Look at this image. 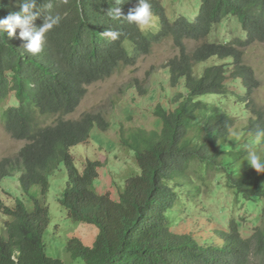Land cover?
<instances>
[{
	"label": "trees",
	"instance_id": "trees-1",
	"mask_svg": "<svg viewBox=\"0 0 264 264\" xmlns=\"http://www.w3.org/2000/svg\"><path fill=\"white\" fill-rule=\"evenodd\" d=\"M198 1V14L190 22L183 16L170 21L161 1L150 0L158 30L141 32L135 25L106 15L116 0H52L51 14H59L62 20L47 34V44L36 56L26 52L27 41L19 39V29L11 38L6 32L0 34V106H6L0 120L11 138L26 142L16 158L0 160V185L19 173L25 194L37 186L45 196L49 177L64 165L67 181L59 204L70 220L99 229L91 247L76 238L66 243L72 259L80 258L84 264L264 261V173L257 174L246 161L254 134L264 130V113L248 101L258 81L243 59L246 47L264 43V0ZM21 2L0 0V19L19 12ZM47 2L37 0L40 15L33 22L35 27L50 14L42 8ZM137 4L138 0H121L116 6L126 16ZM232 19L239 23L241 36L210 42L217 28ZM108 29L124 35L112 41L102 36ZM167 38L178 50L164 67L168 85L171 89L182 86L184 93L173 96V108L155 107V131L122 141L134 151L140 174L125 181L115 201L109 193L99 195L93 189L102 163L87 159L79 171L71 152L77 145H88L92 131L104 132L108 124L97 114L85 113L77 120L65 117L79 106L86 86L108 78L119 67L132 65L137 56L149 54L153 45ZM186 41L196 47L188 51ZM213 58L226 62L195 74L196 65ZM139 93L145 95L143 90ZM206 97L222 100L208 103ZM228 97L249 114L240 139L232 134L234 111L221 105ZM11 99L12 105H7ZM48 120L52 122L47 124ZM257 151L264 157V145L257 146ZM192 165L204 171L198 176L201 180L210 173L219 174L238 208L225 229L212 228L209 238L201 242L194 238L196 231H174L170 219ZM30 201L32 209L28 210L20 200L8 207L0 199V213L7 217L0 234V264H63L45 252L47 206L36 198L30 197ZM246 204L254 211L244 208ZM244 225L249 228L247 235Z\"/></svg>",
	"mask_w": 264,
	"mask_h": 264
},
{
	"label": "rangeland",
	"instance_id": "rangeland-1",
	"mask_svg": "<svg viewBox=\"0 0 264 264\" xmlns=\"http://www.w3.org/2000/svg\"><path fill=\"white\" fill-rule=\"evenodd\" d=\"M161 3L170 21L183 16L191 22L198 14V0H161ZM233 20L219 26L209 38L210 42L221 41L224 36L229 39L241 36L239 23ZM158 26L156 19L155 26L151 28L152 32H156ZM186 46L188 51H192L196 44L186 41ZM177 54L178 50L170 39L161 40L151 48L149 54L137 56L132 65L119 67L108 78L86 86V94L79 106L74 113L65 117L68 120H77L85 113L97 114L109 126L104 132L95 128L88 145H77L71 149L79 171L87 159L102 163V167L98 169V178L93 184L97 194L109 193L112 200L118 201L125 181L140 174L134 151L124 147L122 141L132 139L137 133L141 135L142 132L155 131V107L160 104L167 109L173 108V96L178 92L184 93L182 86L174 89L169 87L167 69L164 68L167 61ZM243 56L245 64L252 68L258 81V87L252 91L248 101L251 99V103L264 113V43H254L246 47ZM225 62L213 58L196 65L194 72L199 75L206 67ZM140 90L145 91L144 96L140 95ZM238 91L243 95V91ZM204 100L208 103H220L222 99L206 97ZM13 101L11 99L7 105H12ZM2 105L0 114L6 107ZM221 105L228 111H234L235 127L232 133H240L241 138L249 114L243 111V106L229 97ZM51 122L48 120L47 124ZM24 144L26 142L11 138L0 120V160L16 158ZM258 153L262 156L260 151ZM190 168V179L184 180L186 183L183 184V193H178L180 201L177 202L170 219L174 231L179 234L196 231L194 238L201 242L209 238L206 236L212 228L225 229L226 222L232 215L236 216L238 208L233 203L232 191L225 187L224 179L219 174L210 173L206 180H201L198 176L204 175V171L194 169L193 165ZM66 181V169L60 164L49 177V190L45 196H41L37 186L32 187L29 194H25L19 184V173H13L2 180L0 199L8 207H13L20 200L28 210L32 209L30 197L38 199L49 211V225L43 234L46 255L61 260L63 264H84L80 258L72 259L65 250V245L70 239L76 238L85 246L91 247L99 229L93 224L74 222L67 217L66 209L58 201L66 187ZM246 205L244 208L250 213L254 211ZM5 220L7 217L0 213V234L3 232ZM248 232V226L244 225V235ZM252 264H264V261L254 260Z\"/></svg>",
	"mask_w": 264,
	"mask_h": 264
},
{
	"label": "clouds",
	"instance_id": "clouds-1",
	"mask_svg": "<svg viewBox=\"0 0 264 264\" xmlns=\"http://www.w3.org/2000/svg\"><path fill=\"white\" fill-rule=\"evenodd\" d=\"M120 3L121 0H116L115 5L107 10L106 15L111 20H124L129 24L135 25L141 32H145L155 26L156 17L153 13L150 0H138L137 6L130 9L126 16L122 14L121 8L116 6ZM52 7V0H48L47 3L42 5V8L50 14L45 18L41 26L35 27L33 22L40 15V9L37 8V0H22L19 12L11 13L7 17L0 19V34L6 32L8 37L11 38L15 35L16 30L19 29V39L27 41L25 45L26 52L33 56L38 55L47 44V34L55 27H58L62 20L59 14H51ZM123 35L124 33L118 29H108L102 33V36L110 38L112 41L119 40ZM232 134L237 139L241 135L237 132H233ZM260 145H264V130L256 131L253 145L247 148L246 161L249 167L257 174L264 173V157L257 151V146Z\"/></svg>",
	"mask_w": 264,
	"mask_h": 264
}]
</instances>
